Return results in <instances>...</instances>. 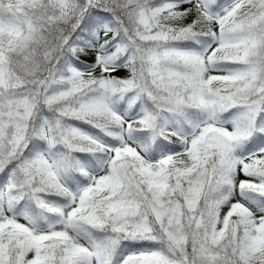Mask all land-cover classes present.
<instances>
[{"label":"snow or ice","instance_id":"obj_1","mask_svg":"<svg viewBox=\"0 0 264 264\" xmlns=\"http://www.w3.org/2000/svg\"><path fill=\"white\" fill-rule=\"evenodd\" d=\"M0 264H264V0H0Z\"/></svg>","mask_w":264,"mask_h":264},{"label":"rangeland","instance_id":"obj_2","mask_svg":"<svg viewBox=\"0 0 264 264\" xmlns=\"http://www.w3.org/2000/svg\"><path fill=\"white\" fill-rule=\"evenodd\" d=\"M125 73H126V70H123V69H122V70L120 71V75H121V76H124ZM242 178H243V177H242Z\"/></svg>","mask_w":264,"mask_h":264},{"label":"trees","instance_id":"obj_3","mask_svg":"<svg viewBox=\"0 0 264 264\" xmlns=\"http://www.w3.org/2000/svg\"><path fill=\"white\" fill-rule=\"evenodd\" d=\"M82 59H85V60H90L91 57H87V58H82ZM127 74V72L125 73V75ZM118 75H120V72L118 73ZM121 76V75H120Z\"/></svg>","mask_w":264,"mask_h":264}]
</instances>
